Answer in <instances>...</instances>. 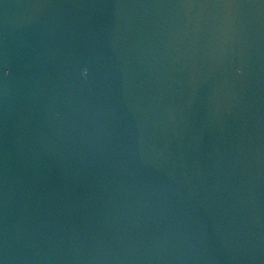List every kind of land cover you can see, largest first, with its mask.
Masks as SVG:
<instances>
[{
  "label": "water",
  "instance_id": "obj_1",
  "mask_svg": "<svg viewBox=\"0 0 264 264\" xmlns=\"http://www.w3.org/2000/svg\"><path fill=\"white\" fill-rule=\"evenodd\" d=\"M0 264H264V0H0Z\"/></svg>",
  "mask_w": 264,
  "mask_h": 264
}]
</instances>
